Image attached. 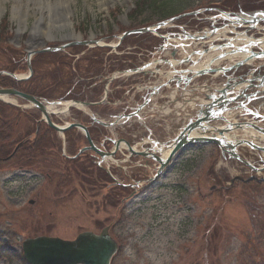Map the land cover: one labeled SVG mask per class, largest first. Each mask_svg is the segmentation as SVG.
Instances as JSON below:
<instances>
[{
	"label": "rangeland",
	"instance_id": "obj_1",
	"mask_svg": "<svg viewBox=\"0 0 264 264\" xmlns=\"http://www.w3.org/2000/svg\"><path fill=\"white\" fill-rule=\"evenodd\" d=\"M1 1L5 10L0 13V71L26 76L29 74L28 51L45 47L61 49L33 56V79L17 82L11 77L6 81L2 78L0 88L36 90L34 78L39 80L46 74L44 95L54 100L67 89L64 83L74 68L77 75H83L80 68L72 64L74 57L70 55V52L86 49L88 44L79 42L94 39L100 45L110 44L111 49H95H103L113 56L120 49L130 50L132 54L119 55L120 62L113 63L117 65L112 70L122 69L129 66L126 59L152 57L159 49L154 50L159 40L152 31L125 33L150 27L157 33L163 32L171 42L176 38L175 33L184 29L202 34L212 28L211 16L217 13V9L210 10V7L224 5L233 9L234 3L233 0H174L169 10L173 12L182 8L176 16L183 15L174 19L163 16L161 8L150 7V0ZM144 1L149 6L144 5ZM15 5L21 7L19 14L14 16ZM262 5L264 0H238L234 6L237 10H234L239 12L242 8L253 12ZM196 9L199 11L197 17L186 15ZM159 23H166L165 27L159 28ZM223 23L221 20L220 24ZM260 27H263L260 32H252L255 37H264V21ZM73 33L75 37L71 36ZM116 45L119 47L114 50ZM169 53L170 49L162 55ZM104 58L109 57L103 55L99 61ZM226 62L233 63L230 59ZM57 65L62 66L64 83L57 79ZM135 78L119 75L109 88L117 83L115 94H121L126 84ZM5 82L8 86L3 85ZM9 101L8 104L6 99L0 100V264H28L23 252L27 238L74 239L83 231L99 232L102 226L116 220L122 221L123 229L117 233L120 248L112 264H264V174L256 175L258 173L240 161L224 156L214 144L191 145L167 167L158 181L154 180L149 189L130 195V189L126 188L127 194L122 196V193H116L114 180L106 177V171L109 168L120 182L132 183L135 180L129 175L137 169L132 170L130 166L138 163V159L133 163L120 162L123 165L121 170L117 169L115 160H108L99 167L101 170L90 162L88 156L75 163L63 160L57 140L56 147L53 142L50 145V141L42 144L47 147L43 148L37 163H20L22 161L15 159L7 163L4 158L7 131L16 130L14 127L19 118H22L20 128L24 129L34 125V117L42 116L22 99ZM118 105L123 110L124 105ZM118 105L113 110L101 109L103 114L100 115L106 121L114 120L119 114ZM162 109L160 105V111L166 110ZM80 111L86 113V110ZM59 115L61 118L54 117V121L65 125V122L72 121V117L81 114L74 109ZM172 118L173 115L169 129L165 127L163 133L166 142L176 136L183 124L182 120L176 121L177 118L173 119L176 121L173 124ZM155 123H161V120L154 123L142 121L144 126L149 125L152 137V132L160 134L163 131V127ZM133 124L135 129L144 131L138 121ZM110 130L114 131V128ZM237 135L246 134L239 131ZM60 138L63 152L68 153L66 137L61 135ZM258 142L264 144L263 139ZM240 153L255 167L264 158L261 152L249 146L240 147Z\"/></svg>",
	"mask_w": 264,
	"mask_h": 264
},
{
	"label": "flooded vegetation",
	"instance_id": "obj_2",
	"mask_svg": "<svg viewBox=\"0 0 264 264\" xmlns=\"http://www.w3.org/2000/svg\"><path fill=\"white\" fill-rule=\"evenodd\" d=\"M105 47L109 49L112 48L111 45L104 46V45L96 44L94 46L86 45V49H83L80 52L74 51L73 54H71L72 52H70V55L74 57L73 61L71 60L72 64H74V66L75 65L78 66L80 68L79 72H81L83 75L81 74L77 75V72L75 70L76 68H74V71L72 70V75L68 77V79L66 80V78H64L62 74V66L57 65L55 66V68L57 69V73H58L56 75L57 79H59V81H63V83L66 80V83L64 84H65V88L67 89L64 90L63 93H61L60 97L82 100L83 102L89 104L88 110L85 111L86 113L84 112L82 113L80 109H75L76 111H79L81 115L72 117L71 123L80 122L84 124L87 127L89 136L93 141V143L95 144V146L102 149V151L106 153L107 151H110L111 148L113 147L112 143L114 142L112 143L110 142L111 141L110 137L112 138L116 136L117 138H121V129L118 123H115V125L113 126L114 131H111L108 129L107 126L101 124L98 120V119L101 120L104 119V117H102L100 114H103L101 109H105V108L107 109V104L108 105L110 104L109 105L110 108L111 106L118 104L115 101L117 97H113V95L111 94H109L106 97V99L103 97L105 94V83H101V82H106L114 75L115 72L121 70V69L112 70V67L117 65L113 63L120 62L121 57H119V55H129L132 54V52L130 50L126 51L120 49L119 52L115 51L116 56H113L110 55L109 52H105V51L103 52V49H95V48H105ZM114 50H117V47ZM103 55L108 56L109 58L108 59L104 58L100 62L99 58L100 57L102 58ZM111 56H113V58H110ZM130 60L126 59V61L131 62ZM70 63L69 65H71ZM130 64L133 65L134 63L131 62ZM45 75L46 74H44V76L39 80H37L36 77L34 78V81L36 82V90L33 89L31 93L37 97L42 98L48 96V95H44L45 90H47L46 88L47 86H45V82H44ZM73 78L75 79V81L70 82V80ZM41 86H43L42 90H41ZM136 101L138 102H135V100L133 101L134 105L137 104L139 106L145 105L147 107L149 101V95L148 94H143L141 96L138 95V100ZM118 109H119L118 113H120L121 108L119 105H118ZM38 112H40L42 115V112L40 110H38ZM111 113H114V111H111ZM118 115L119 114H117L114 118H117ZM54 117L61 118L59 114H52L51 119L53 121H54ZM33 120H34V125H28L26 126V128L23 129V127L20 128V123H22V118H19L14 127L16 128V130L11 132L7 131L5 138L6 141H4V143L6 144L5 147L6 155L4 158L6 159L5 161H7V163H9V161H12L13 159L22 161L20 163H25V161H27L28 163L30 161H34V163H37L36 161L41 156V153L44 152L43 148L47 147V145H42V144L50 141V145H52L53 142V145L56 147L57 140L59 141V146L61 147L60 156L63 160L67 162H73V161L77 162L83 159L85 156H88L90 162L92 163L93 162L95 163L100 159L103 160V163L111 159H115L121 162V160L124 159L126 155L118 150L115 152L113 157L99 156L97 153H94V151L91 150H86L83 153H79L82 148L89 147V138L85 135L83 131L77 129H68L64 132V136L66 137L65 141L69 143V148H68L69 152L68 153L63 152V148H62L63 140L60 138L61 135L57 132V130L50 127V125L44 120L42 116L41 117L39 116L37 119L34 117ZM65 123L68 124L69 121ZM159 125L163 127V131H161L160 134H156L154 132H152V134L158 138V141L160 143L164 144L166 140L163 133H165L164 131L166 130L167 126L166 124H164L163 121L162 123H159ZM28 128L29 130H27ZM147 133L148 134L151 133V130H147ZM143 134L147 135L146 133ZM145 149H148V146L146 144H143L142 146V150H144L143 152H145ZM156 157L157 155L139 156V157L131 156L129 160H126V162L129 161L133 163L136 160L134 158H140L138 159L139 160L138 163L131 164L130 166L132 170L137 169L135 172H132V174L129 175L135 180L132 183H123V182L116 183L117 179L114 180L113 172L110 171L109 173L106 171L107 177L111 178V180H114L113 184L117 188L116 193L117 194L118 192L120 194L122 193L123 196L127 194L126 188H129L130 195H138L142 193L138 191L149 189L151 185V179H153L154 176H155L154 180L158 181L159 178H161V176H163V174L165 173L166 168L157 175L159 171V164L156 162L157 161ZM117 169L121 170V166L117 165ZM46 174L48 176L49 173ZM124 200H126V198L122 199V201H120L119 203L121 204ZM31 203H33V201H31ZM121 223L122 221L116 220L112 223L102 226V229L98 233H100L103 230V228L108 227L109 234L119 244L120 238L117 233H120L119 231L123 229V225Z\"/></svg>",
	"mask_w": 264,
	"mask_h": 264
},
{
	"label": "water",
	"instance_id": "obj_3",
	"mask_svg": "<svg viewBox=\"0 0 264 264\" xmlns=\"http://www.w3.org/2000/svg\"><path fill=\"white\" fill-rule=\"evenodd\" d=\"M196 12L192 13L195 14ZM221 13H224L226 15H233L234 21H232L234 24H247V28L245 32H237L235 33V38H239V36L245 34L246 32L256 28L258 23L262 20H264V12L261 13H254V14H248L250 18H244L240 14L237 13H227L221 11ZM258 14H262L259 16ZM183 16V15H181ZM180 16V17H181ZM178 18V17H177ZM166 23H161L160 25H165ZM153 28H141V29H135L132 31H129L126 34L131 33H143V32H149L154 31ZM209 36H202L203 39L208 38ZM196 39H199V37H195ZM233 38L227 39V43L222 45H217L218 49L222 48H229L228 51H226V55H230L236 52H244L246 51L245 47H250L249 44L243 47H237L235 48L233 44ZM251 44V43H250ZM215 46H212L211 48H207L202 50L198 53V57L196 60L191 58H185L181 59L177 65H184V64H190L191 67H186L182 69H175V64L170 61L169 59H165L162 61L163 63H166L174 69V73L178 74L179 76L175 77V80L171 78L168 83H171L172 81H176V83L179 85L181 82L186 84V86H189L193 79L196 77H201L206 74L210 73H225L229 70L227 67H212V64H214L215 61L223 58L226 55H219L211 57L209 61L204 65V67L199 69H193L192 66L197 65L204 55H207L211 53L213 50H215ZM178 49L175 48L174 52L172 53V57H176ZM35 51H30L28 54V66L31 69V56ZM197 53V52H194ZM253 55L248 56L244 60L238 63V65H235V67L240 66L243 62H247L251 56L258 57L264 55V52H253L251 53ZM9 75L16 80H22L23 77H19L15 73H9V72H0V75ZM264 78V77H263ZM244 80L235 81L234 83L227 85L225 88L221 90H217V93L220 94L221 97H216L211 99L210 94H202L204 97V100H212L211 103H201L200 111L198 112L197 119L195 121L191 120L188 124L183 126L181 131L178 135H176L175 138H173L170 145H168L169 155L167 157L157 156L156 159L160 163V171L167 166L170 161L174 158V156L181 151L183 148L194 145V144H207V143H214L217 144L221 149L228 150L230 153H232L235 157L239 158V156L233 151L237 145H239L242 141H237L236 143L234 141H231L230 139H227L226 133H229L231 131V125L230 120L226 117H221L225 121L228 122L227 127H216L210 125L212 121L215 120V117H211L212 109L214 106L222 105L223 108L221 109L222 112H226L231 110L233 107L227 108V106L235 101V99H238L242 97L243 93H234L232 92L235 87H238L241 83H244ZM250 82V81H249ZM167 83V84H168ZM163 86V85H162ZM162 86H159L161 88ZM185 86V85H184ZM228 93L231 94V97L228 96ZM1 96H15L22 98L26 101H28L32 106L38 108L41 110V112L44 114L45 120L54 127L58 131H65L68 127H61L55 123H53L49 116V111L47 106L38 98H36L33 95L24 93L22 91H19L15 88H0V97ZM213 96V95H212ZM249 96V95H247ZM101 124H105L102 121H99ZM107 125V124H106ZM208 125L211 126L209 129ZM74 127H79L87 131L86 127L80 124H73L70 125ZM237 128H241L243 124L237 123L235 125ZM200 131L198 135H196V132ZM90 140V138H89ZM121 142H124L132 154H141L145 155V153L137 152L135 151L128 142L124 140H118L116 144L119 146ZM91 148L100 153L102 156H104L105 153L100 151L93 142L90 140ZM231 149V150H230ZM154 151H161L157 148H154ZM155 154V153H154ZM148 155V154H147ZM23 250H24V257L29 262V264H110L111 258L113 254L117 250V244L116 242L109 236L107 229H105L100 235H97L93 232L86 231L77 236L74 240H65L59 237H48V236H40L36 238L27 239L23 244Z\"/></svg>",
	"mask_w": 264,
	"mask_h": 264
},
{
	"label": "bare ground",
	"instance_id": "obj_4",
	"mask_svg": "<svg viewBox=\"0 0 264 264\" xmlns=\"http://www.w3.org/2000/svg\"><path fill=\"white\" fill-rule=\"evenodd\" d=\"M20 5H15L14 6V9H13V14H14V16L15 15H18L19 14V12H20ZM5 10V6L3 5V3H2V1L0 0V13L1 12H3ZM68 14V13H67ZM71 36L72 37H75V34L73 33V34H71ZM78 37H80V36H78ZM217 63H218V61H217ZM4 99H6V100H10V99H12V98H10L9 96H2ZM49 109L51 110V111H58V110H61V109H59L54 103H50L49 104ZM64 109H65V107H64Z\"/></svg>",
	"mask_w": 264,
	"mask_h": 264
},
{
	"label": "trees",
	"instance_id": "obj_5",
	"mask_svg": "<svg viewBox=\"0 0 264 264\" xmlns=\"http://www.w3.org/2000/svg\"><path fill=\"white\" fill-rule=\"evenodd\" d=\"M233 1H235V0H233ZM144 3V5H148L149 6V4H150V7H152V8H156V9H159V8H161V10H163V11H165L166 9H167V6H166V4H162V5H160L159 3H160V0H150L149 1V4H148V2L147 1H144L143 2ZM162 6V7H161ZM164 16H167V15H165L164 14ZM1 69V68H0ZM5 80H3V81H6V79H8V77L7 78H4ZM6 83V82H5ZM5 83H4V85H5Z\"/></svg>",
	"mask_w": 264,
	"mask_h": 264
},
{
	"label": "crops",
	"instance_id": "obj_6",
	"mask_svg": "<svg viewBox=\"0 0 264 264\" xmlns=\"http://www.w3.org/2000/svg\"><path fill=\"white\" fill-rule=\"evenodd\" d=\"M179 42H181V41H179Z\"/></svg>",
	"mask_w": 264,
	"mask_h": 264
}]
</instances>
